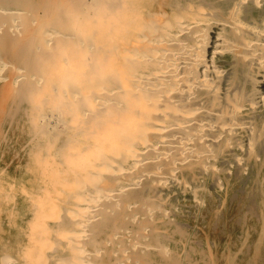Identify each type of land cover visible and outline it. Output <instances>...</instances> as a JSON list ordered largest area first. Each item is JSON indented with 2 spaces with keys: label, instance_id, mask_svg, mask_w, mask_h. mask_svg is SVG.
<instances>
[{
  "label": "bare ground",
  "instance_id": "6f19581e",
  "mask_svg": "<svg viewBox=\"0 0 264 264\" xmlns=\"http://www.w3.org/2000/svg\"><path fill=\"white\" fill-rule=\"evenodd\" d=\"M159 2L0 0V123L66 141L57 223L4 157L0 264H195L233 234L229 264L264 232V0Z\"/></svg>",
  "mask_w": 264,
  "mask_h": 264
},
{
  "label": "rangeland",
  "instance_id": "374dc122",
  "mask_svg": "<svg viewBox=\"0 0 264 264\" xmlns=\"http://www.w3.org/2000/svg\"><path fill=\"white\" fill-rule=\"evenodd\" d=\"M159 1L160 0H152V2H155V3L159 2ZM160 2H159V4L168 8L171 4L178 5L179 3H182L183 0H163L162 3H160ZM34 63L35 62H31V64H30V62H29L28 65H32ZM53 72L56 73V71H54V70H53ZM50 74H52V73L50 72ZM14 108H12V110H14ZM22 108L27 111L26 105ZM23 109L19 108V110H18L15 108L14 112H16V114L14 115V112H13V119H11L12 121L10 122V119L8 118L7 119L8 121L6 120V121L0 123V132L2 133V134L0 133V198L5 197L4 201L6 200L4 206L0 205V251H3V247H4L3 241L7 240V242H6V244H7L8 240L9 239L11 240V237H9V236L7 237V239L4 238L5 233H3L1 230V227H4V225L2 224L3 222H1V220H3V219H14V218H17L20 216V215L19 216H15V215L11 216L10 213L8 215L6 214V216L5 215L2 216L1 215L2 211L3 212H8V211L16 212V211H21V209H22L19 205H14V204H13V206L10 207L9 203H11V202L13 203L16 199L12 198V196L10 195L11 194V190H10L11 187H8L7 188L8 190L3 189V187H2V185L5 184L4 179L2 177L5 173H3L1 171V167L3 166L2 164H3L4 157L7 158V161L10 165L9 169H8V174H9L8 177L9 176H16L15 185H14L15 190L21 188L24 184H26V179L29 176H32L36 182H38L40 184H44L40 187H45L43 190H40L39 192H37L38 195L42 196L40 203H44L45 207L43 209V208H41L42 205L41 206L36 205V208L39 207L42 210L46 211L47 216L45 218L48 219V223H50V224L57 223L58 220L64 218V210L61 206L62 204L59 201H57L58 199L56 198V195H58V191L62 185L61 182H57V181L60 180V178H62L64 176V174H62V172L60 171L61 170L60 165H61L62 161H64V158L60 157L59 155L54 156V157H48L47 155H50L54 151L55 147L60 148V147L64 146L66 141L64 138L59 136V134H58L59 129H58V127L55 128L56 126L54 125L55 127L53 126L52 128H49V129L51 130V132L56 133V135L58 134V136L54 137V139H52V140H46V137L41 138V140H39V142H37L33 146L32 149H29L27 151L26 141H27V138L29 137V135L31 134V129L26 124V121L23 120V117H24V113H23L24 110ZM16 110H18V111H16ZM9 123H10V125H9ZM56 129H58V130H56ZM45 131L47 134L49 133V131L47 129H45ZM4 134H5V136H4ZM43 155H45V157L47 156V158L44 160V161H46V163L40 167L36 163H37V160H39ZM6 176H7V174H6ZM36 182L34 185L38 184ZM12 183L14 184L13 179H12ZM7 192H8V196H6ZM6 197H7V199H6ZM51 202L55 203L57 206V210L55 211V214L54 213L52 214V212H51L52 207L49 206V203H51ZM34 208H31V209H34ZM52 215H54V216H52ZM236 225L239 226V222L236 223ZM39 232H40V230H37L36 233H39ZM262 233L261 234H255V235L249 234L250 236L244 238L245 240L243 242L240 241L241 244L238 243V245H236L238 247L237 255L235 257H233V259H231L229 264H249V263L250 264L251 263L252 264H264V236H263L264 232H262ZM8 235H9V233H8ZM49 235L53 236V234H51V233H49ZM231 235L225 236L224 234H219V236L214 237V241L217 240L218 243H221L220 244L221 248L216 249V251L212 252L210 250L209 251L210 253H209L207 250L203 249V251H199L200 257H198L199 253L197 255H194L195 253H193L191 257L193 258V256H194V258H196V259H193L195 261V264H198V263L199 264H211V263L216 264L217 262H219L220 264H224L225 261L230 259V255H229L230 253L228 251L229 249H227L229 247H227V246L229 244H234L238 238L237 236H233V234H231ZM219 237H222V238H219ZM259 237H260V239H259ZM209 239H210V241H213V237H210ZM228 240L230 241V243L228 242L229 244L226 242ZM256 241H257V243H256ZM259 241H261V243ZM244 242H245V244H244ZM259 244H260L259 248L257 250H255L254 247L257 248ZM240 248H242V249H240ZM226 249L228 252L226 251ZM234 249H235V247H234ZM255 255H256V258H255ZM232 260H234V261H232ZM206 262H208V263H206Z\"/></svg>",
  "mask_w": 264,
  "mask_h": 264
}]
</instances>
